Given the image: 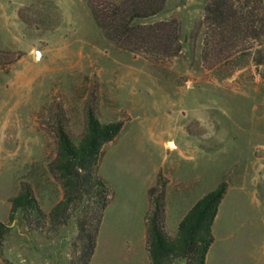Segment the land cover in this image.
Instances as JSON below:
<instances>
[{
  "label": "rangeland",
  "instance_id": "374dc122",
  "mask_svg": "<svg viewBox=\"0 0 264 264\" xmlns=\"http://www.w3.org/2000/svg\"><path fill=\"white\" fill-rule=\"evenodd\" d=\"M91 1L0 0V222L11 227L0 264H82L86 217L49 219L63 197L49 165L57 128L77 144L89 107L101 123H122L98 166L110 198L99 250H121L139 224L144 188L146 225L148 191L159 182L164 222L179 201L186 208L225 183L216 264H264V43L250 45L245 27L233 40L215 37L204 22L207 0H166L146 22L175 21L180 52H129L95 25ZM22 184L44 219L17 212L10 222Z\"/></svg>",
  "mask_w": 264,
  "mask_h": 264
},
{
  "label": "trees",
  "instance_id": "16d2710c",
  "mask_svg": "<svg viewBox=\"0 0 264 264\" xmlns=\"http://www.w3.org/2000/svg\"><path fill=\"white\" fill-rule=\"evenodd\" d=\"M166 0H120L115 3L92 0L91 17L109 41L129 52H151L176 56L181 48L175 21L147 23L161 14ZM204 22L208 30L221 41L233 40L246 29L250 45L264 41V3L262 0H207ZM84 134L77 144L59 126L56 130L57 152L49 165L60 181L63 197L51 210L49 219L63 223L71 214L80 213L82 264H89L96 246L98 230L109 204V190L98 175L102 147L119 134L122 123H101L92 108H87ZM226 184L202 196L178 224L176 235H167L164 226V183L148 191L151 207L146 216L147 250L151 264H205L206 255L214 242L213 223L226 193ZM20 212L24 218L44 219L29 185L22 184L11 199L10 222ZM91 213V214H90ZM89 217V219H88ZM92 224V229L86 225ZM11 227L0 222V251Z\"/></svg>",
  "mask_w": 264,
  "mask_h": 264
},
{
  "label": "crops",
  "instance_id": "0c3cea01",
  "mask_svg": "<svg viewBox=\"0 0 264 264\" xmlns=\"http://www.w3.org/2000/svg\"><path fill=\"white\" fill-rule=\"evenodd\" d=\"M146 190L147 188L143 189L142 200L139 205L140 206V213H138L139 224L138 226L136 225V227H131V231L126 230L127 233H126V237H123L125 241H123L121 250H118V248L114 246H112L111 248L110 247L107 248L106 246H104V244H103V250H99V248L101 247L100 246V234H101V231H102L101 229L103 227V222H104V216H103L102 223H101L100 230H99L98 239L96 242V247H95L94 253L92 255V258L89 264H151L149 253L146 248V225H145V220H144V214L146 213L147 208H148ZM201 197H199L197 200H195L192 204H190L186 208H184L182 205V202L179 201L178 204L174 208V212L169 214L166 211L164 228L169 237L173 238L176 235L179 222L182 220L185 214L189 211V209ZM183 208H184V212H182L181 215H178V212H180ZM218 216H219V210L215 218V221L213 223V227L215 226V223H217L216 221H217ZM213 227H212V233L214 236ZM128 228L129 227H127L126 229ZM132 234H135L136 237L134 238ZM215 241H216V238L214 236L213 244L215 243ZM212 245L206 255L205 264H211V263L216 264L218 262V259H219L218 254L217 252H213ZM227 255L228 257H230L229 253ZM229 259L230 258H227L228 262L231 261ZM222 260L223 259L219 261L221 262Z\"/></svg>",
  "mask_w": 264,
  "mask_h": 264
},
{
  "label": "water",
  "instance_id": "95a60500",
  "mask_svg": "<svg viewBox=\"0 0 264 264\" xmlns=\"http://www.w3.org/2000/svg\"><path fill=\"white\" fill-rule=\"evenodd\" d=\"M34 59H38L39 58V53L36 51L34 52V55H33Z\"/></svg>",
  "mask_w": 264,
  "mask_h": 264
}]
</instances>
